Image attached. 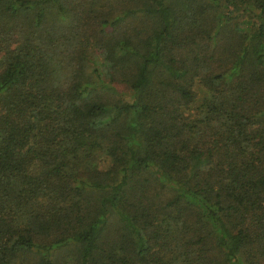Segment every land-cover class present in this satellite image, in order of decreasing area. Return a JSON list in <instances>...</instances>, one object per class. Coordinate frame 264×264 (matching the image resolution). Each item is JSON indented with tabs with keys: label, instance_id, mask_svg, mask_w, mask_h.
<instances>
[{
	"label": "trees",
	"instance_id": "obj_1",
	"mask_svg": "<svg viewBox=\"0 0 264 264\" xmlns=\"http://www.w3.org/2000/svg\"><path fill=\"white\" fill-rule=\"evenodd\" d=\"M264 264V0H0V264Z\"/></svg>",
	"mask_w": 264,
	"mask_h": 264
},
{
	"label": "rangeland",
	"instance_id": "obj_2",
	"mask_svg": "<svg viewBox=\"0 0 264 264\" xmlns=\"http://www.w3.org/2000/svg\"><path fill=\"white\" fill-rule=\"evenodd\" d=\"M61 253L63 255V258H65L66 262L63 263V260H62V262L59 264H71V263H73L72 258L70 256V253L68 251H61Z\"/></svg>",
	"mask_w": 264,
	"mask_h": 264
}]
</instances>
